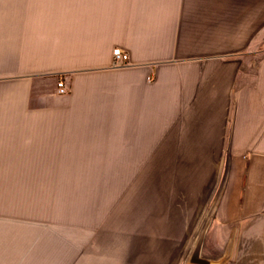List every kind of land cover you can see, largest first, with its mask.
<instances>
[{
  "label": "crops",
  "instance_id": "1",
  "mask_svg": "<svg viewBox=\"0 0 264 264\" xmlns=\"http://www.w3.org/2000/svg\"><path fill=\"white\" fill-rule=\"evenodd\" d=\"M42 153L229 173L193 242L115 233L107 259L104 236L91 253L47 228L0 242V264H264V0H0V172L34 175Z\"/></svg>",
  "mask_w": 264,
  "mask_h": 264
},
{
  "label": "rangeland",
  "instance_id": "2",
  "mask_svg": "<svg viewBox=\"0 0 264 264\" xmlns=\"http://www.w3.org/2000/svg\"><path fill=\"white\" fill-rule=\"evenodd\" d=\"M169 157L168 162L153 156L152 161L132 167L147 169L135 170L126 169L132 166L129 160L120 161L113 155L104 156L101 162L70 163L68 156L60 153H42L34 156L35 164L42 168L34 175L0 172V182H17L19 177L32 183L0 186V242L25 236L26 244H37L41 233L50 229L62 234L63 244H69L75 235V244L89 245L92 253L97 238L104 236L107 259L114 258L115 233L137 244L140 234H144L143 243L148 241L147 234L173 241L185 230L186 242H193L199 231L206 232L213 214H218L229 172L224 168L217 172L174 169L178 167L176 156ZM91 167L99 169L89 171ZM66 229L72 234L65 235ZM122 244L127 246L124 241ZM75 253L78 256L82 251L76 249Z\"/></svg>",
  "mask_w": 264,
  "mask_h": 264
},
{
  "label": "built area",
  "instance_id": "3",
  "mask_svg": "<svg viewBox=\"0 0 264 264\" xmlns=\"http://www.w3.org/2000/svg\"><path fill=\"white\" fill-rule=\"evenodd\" d=\"M112 64L114 67H122L128 64L129 55L125 50H122L119 47L113 48L112 50ZM57 92L59 94H64L67 92V85L63 78L57 81Z\"/></svg>",
  "mask_w": 264,
  "mask_h": 264
}]
</instances>
